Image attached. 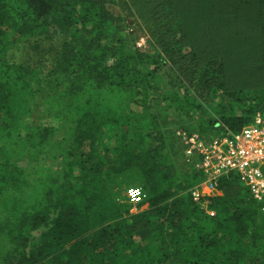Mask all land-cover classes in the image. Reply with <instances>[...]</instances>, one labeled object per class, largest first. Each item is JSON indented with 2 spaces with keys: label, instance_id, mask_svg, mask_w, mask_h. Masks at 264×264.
<instances>
[{
  "label": "trees",
  "instance_id": "trees-1",
  "mask_svg": "<svg viewBox=\"0 0 264 264\" xmlns=\"http://www.w3.org/2000/svg\"><path fill=\"white\" fill-rule=\"evenodd\" d=\"M176 1L183 0H0V264H259L264 257V201L229 176L206 202H194L200 160L175 134L208 141L264 114V24L254 46L234 58L237 14L186 36ZM242 4L251 14L264 9V0ZM144 12L155 23L146 50L125 31L129 14ZM29 41L51 43L49 57H16ZM87 84L96 95L84 96ZM34 100L41 114L56 113L55 126L24 124ZM173 119L182 124L176 130ZM59 129L72 140L45 167L38 155ZM132 173L144 193L133 206H148L136 214L108 187Z\"/></svg>",
  "mask_w": 264,
  "mask_h": 264
},
{
  "label": "rangeland",
  "instance_id": "rangeland-1",
  "mask_svg": "<svg viewBox=\"0 0 264 264\" xmlns=\"http://www.w3.org/2000/svg\"><path fill=\"white\" fill-rule=\"evenodd\" d=\"M242 1L241 0H183L178 5H176L177 4V1H176L174 9L178 13L179 18L182 19L183 17L184 25H185L184 27L187 28L186 32L188 33L186 36H189L190 34L195 32L196 28L198 26H201L207 20L215 21L216 18L220 16H224L226 14H233L234 16H236L237 14L240 24L238 27L236 24L235 29L238 28L239 30H242V31H240L241 37H239L236 40L235 44L231 45V50L234 55V58H240L244 54L245 51H248L252 46H254V44H251L249 46L250 41L254 42L256 41L257 37L259 38V35L261 34L260 32H256V28H258V25L260 23L264 24V9L258 10L260 14H256V13L251 14L255 12L252 10V5L242 4ZM244 2H248V1H244ZM115 7L121 11V7H118L117 5H115ZM240 8H243L245 10L241 11ZM248 10L250 11V13L247 12ZM121 14L123 16H126V14L128 15V12L124 9V11H121ZM131 14H129L130 19L127 22L128 25L127 27H125V31L129 33H134L136 37V40L134 42L135 46L142 50H146L150 42V38L147 34L148 32L147 28L151 27L153 29L155 27V23L153 22L154 19L150 14L146 12H144L142 16L140 15L138 18H135ZM249 14L251 16L250 18L251 21H249L250 19H248ZM255 16L258 17L257 20ZM131 19L134 20V23L133 21H131ZM122 24L124 23L121 22L120 25ZM241 25H243L242 28H241ZM262 37L264 38V34H262ZM170 40L171 38L165 39L166 42ZM50 44L51 43H46L45 45L43 44L41 47L37 48V47H33L35 46L34 42L29 41L24 51L15 50L13 54L16 57L19 56L21 59L26 58V59H32L33 61H35L34 58H48ZM52 45H53L54 52H56L59 49L57 38H55L52 41ZM242 63L244 64L243 61ZM237 66H239V64ZM52 68L53 67L50 66L49 69H52ZM43 70H47V68ZM237 70H238V67L235 69V71ZM244 82L250 84V80H247ZM236 86L239 87V82L236 83ZM94 90L95 89H93L91 86L87 84V87L84 90L83 94L85 97L89 96L91 93L92 95L93 94L96 95V92ZM34 102L35 103L31 105L32 113L28 116L27 120H24V124L30 127H39L41 126L42 123L48 124L49 122L51 121L53 122L56 120V118L53 117L56 113L41 114L43 112L42 110L44 109V107L40 108L39 110H35V107L37 105V100H34ZM150 104L153 105V103H150ZM55 124L56 123H54V126ZM181 125L182 124H179L176 121V119L175 120L173 119L171 121L170 127L176 130ZM218 131H220V129H214L213 132H218ZM57 132L58 133L54 139L49 138L48 141H46V145H45L46 150L43 152L44 155L42 156L38 155L40 160L45 161V167L53 166L55 162L50 160V157L54 155L56 151L58 152L61 150L62 152H66L72 140V135L69 134V131L67 129L65 131H63V129L62 130L59 129L57 130ZM229 132L231 131L225 127V130H223V132L222 131L219 132V136L228 134ZM177 133L187 135V132L181 131V130H177L175 134L177 135ZM221 133H224V134H221ZM193 134H196V133H193ZM55 140H56V143H55ZM173 159L177 161L176 164L180 166L178 162V158L175 156L173 157ZM110 183L111 184H109L108 187L110 188L111 192L114 194L115 200L118 203H126L128 204V206H130L128 213L136 214L138 212H141L147 209L148 207L147 204H142L141 206L137 207V206L129 205V203L126 200V197H125L126 189L131 188L133 186H135V188L137 187L142 188V185L140 184L139 181L136 180V177L133 176V173L130 174L129 177L111 178ZM259 264H264V257L261 259Z\"/></svg>",
  "mask_w": 264,
  "mask_h": 264
},
{
  "label": "built area",
  "instance_id": "built-area-1",
  "mask_svg": "<svg viewBox=\"0 0 264 264\" xmlns=\"http://www.w3.org/2000/svg\"><path fill=\"white\" fill-rule=\"evenodd\" d=\"M184 144L186 155L198 156L202 180L190 190L194 202H205L212 197L217 181L236 177L257 202L264 201V114L257 113L250 125L234 134L203 140L197 134L177 133ZM125 197L129 204L143 201L140 188H128ZM213 216L212 211L207 212Z\"/></svg>",
  "mask_w": 264,
  "mask_h": 264
}]
</instances>
